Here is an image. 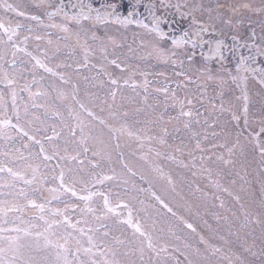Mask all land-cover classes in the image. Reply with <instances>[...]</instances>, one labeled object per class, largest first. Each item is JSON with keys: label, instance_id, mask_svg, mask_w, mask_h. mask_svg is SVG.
I'll return each mask as SVG.
<instances>
[{"label": "rangeland", "instance_id": "rangeland-1", "mask_svg": "<svg viewBox=\"0 0 264 264\" xmlns=\"http://www.w3.org/2000/svg\"><path fill=\"white\" fill-rule=\"evenodd\" d=\"M49 2L50 0H4L5 4L18 6L19 10L25 13L24 16H17L0 6V20L5 26L16 28L19 25L17 35L13 36L15 47L11 43H0V93L3 94L0 120L10 119L11 124L16 125L5 127L3 134H0V168L4 169L0 172V208L5 210L0 213V228L5 230L2 235L5 237L19 235L25 244L31 245L25 249V256H31L37 264H64L65 256L72 264H79L80 260L88 259L82 251L76 253L75 241L80 240L83 248L89 247L87 242L89 236L100 240L97 229H100V232H109L107 240L118 250L116 259L120 264H189V261H193V264H229L228 260L222 259L223 254L212 255L213 246L223 248L224 254L228 256L235 253L247 257L251 264H261L259 256H250L244 253L241 247L245 239L249 244L254 240L256 245L254 250L257 251L261 244V226L256 224L255 220L260 215V185L264 171L261 168L258 150H255L253 144L246 139L251 129L244 125L243 120L239 123L233 121L227 112L220 114L219 100H209L213 95L211 87L199 100L195 99L201 95L197 91V85L175 75L174 73L181 71L179 67L155 58L140 60L133 56L129 52V46L137 49L139 55L142 51L141 40L147 43L152 39L145 30L139 29L135 24L127 28L109 26L107 34L122 45L116 51L123 53L120 60H126V64H121L120 68L114 65L107 66V72L118 81L117 85H112L105 75L103 53L99 47L94 45L93 52L85 60L84 50L76 44L75 36L66 39V33L52 26L62 24L63 20L59 16L49 18L48 13L52 10L48 6ZM197 2H202L205 7H215L216 0ZM227 2L231 3L233 0ZM238 2L259 6V0ZM177 3L183 4L184 0H166V5L160 7L157 14L174 12L172 6ZM201 19L203 22H210L207 13H204ZM262 21L264 16L246 12L238 34L242 39H247L252 28H255L259 35ZM221 27L224 29L223 38L230 43L231 36L237 33L232 28L222 25ZM98 34L104 35V29L100 28ZM0 36L7 41V35L3 34L2 30ZM89 43H92L90 39ZM108 51L112 52L111 47ZM113 58L109 55V59ZM197 59L202 63L199 55ZM37 60L51 68L53 72L45 71L36 64ZM60 76H64L67 83L61 80ZM145 76L150 82L147 85V92L144 88ZM165 87L169 90L167 100L163 91H156ZM248 88L250 113L258 117L264 106V88L254 80L249 81ZM113 91L116 93L115 102L112 97ZM173 91L181 100L185 95L193 100V112L195 115L198 111L199 123L193 121L191 129L184 127L187 118L179 116V106H172L170 95ZM236 95H239L238 90ZM73 96L85 104L95 116L107 121H110L109 111L113 105L122 112H128L126 123L135 132V136L121 137L120 147L116 148L115 136L108 139V129L100 124L99 120H94L80 109ZM229 98L230 95L226 93V99ZM232 102L237 103L234 98ZM213 104L217 106L215 109L212 107ZM57 107L63 115V120L52 116L53 110ZM71 109H75V112L70 116ZM185 111H188V107H185ZM17 113L19 121L16 118ZM76 114H79L85 124L92 125L91 135L104 140V159L101 161L99 157H93L89 152L78 157V160L83 161L82 164L58 161L56 157L46 161L44 156L51 154V142L47 137H53L54 131L57 136L53 137V141L61 146L64 139L69 136L66 125H70L76 131V140L80 139L79 129L76 128ZM175 117L179 119H172ZM162 128H167L168 135L165 139L167 145L171 147L161 145L155 139H149L162 135ZM225 132L230 145L235 142L237 133H242L240 144L244 149L243 153L237 149L236 155L232 157L235 161L234 166L220 165L221 175L216 174L218 166L214 164L206 165L213 169L211 174L202 171L201 162L198 159L193 161V157L210 156L213 151H223L213 149L212 145L224 143ZM196 133L199 135H194ZM213 133L217 135L213 136ZM85 135H89L87 129ZM136 136L140 138L136 139ZM197 139L200 140L201 147L208 150L207 152L202 153L196 148ZM88 142L97 149L101 147L99 141ZM41 145L45 152L40 151ZM177 148L182 151H177ZM158 151L166 155L157 156ZM189 153H192V156ZM76 154L72 151V146H69L67 154L61 152V155ZM167 156H174L175 160L168 159ZM90 160L93 164L99 162L101 167L93 169L92 164H89ZM180 161H183V164ZM184 164L189 167H184ZM68 167L82 169L80 175L86 181H91L90 174L93 172L114 176L115 179L104 181L103 184H96L93 187L92 183H89L88 186L93 191L107 195L113 207L117 202L121 207L110 217L101 220H97L92 213L69 209L68 216L76 225L75 229L53 224L52 228L45 232L47 225L39 219L41 213L31 207L29 200L45 203L41 198V192L50 198L46 189L58 187V181H53L52 177H58L61 168L67 173ZM9 168L12 169V173L18 175L8 173ZM236 173H240L244 180ZM28 180H32L33 183H26ZM233 180L236 181L235 184L232 183ZM213 181H218L220 187ZM37 188L40 189L39 192L35 191ZM80 188L81 185L77 184V192L85 195V192H80ZM237 196L240 197L239 200L236 199ZM64 200L73 205L80 203L83 207V203L75 197L61 196L60 201ZM94 200L97 204L102 203L96 197ZM60 201L52 200L50 204H46V208L63 209L65 204ZM13 205L21 211L9 210ZM123 205H128L131 209V224L125 222L128 220V208H124ZM245 212L251 214L250 219L253 223L246 229H240ZM44 217L45 220L53 219L48 212L44 213ZM102 224L108 227L101 228ZM188 224H191L192 228H188ZM134 225H138L144 235L136 232ZM17 228L23 231L17 233L15 231ZM80 229H83V233L79 231ZM230 229L232 233L239 230L240 237L230 235ZM25 231L31 235L26 236ZM68 233H71L74 239L65 245L71 252L65 253L63 249H57L53 245L57 241L64 244L61 237ZM45 236L52 241L51 244H46ZM113 237L123 241V244H116ZM220 237H225L231 243L226 245ZM4 246L7 247V244ZM196 249L200 250V256L196 255ZM205 257L208 259L205 260ZM106 258L112 257L109 254Z\"/></svg>", "mask_w": 264, "mask_h": 264}, {"label": "snow or ice", "instance_id": "snow-or-ice-1", "mask_svg": "<svg viewBox=\"0 0 264 264\" xmlns=\"http://www.w3.org/2000/svg\"><path fill=\"white\" fill-rule=\"evenodd\" d=\"M166 5V0H50L49 7L52 9L48 16L49 18L61 17L63 20L62 24H53V27L60 28L64 33L67 34L66 39L71 36H75L76 44L83 48L85 54V60H87L90 53L93 52V46L99 47L100 51L103 53V60L105 64V75L108 77L109 82L112 85H117V79H114L110 73L107 72L108 65H114L116 68H120L121 64H126V60H120V56L123 53H117L116 49L122 47V45L112 36L108 35L109 26H122L127 28L129 25H137L149 34L152 39L145 43L141 40V54L137 55V49L131 48L129 46V52L133 54L137 59L147 60L150 58H155L158 61H162L166 64H172L181 69L180 72L174 73L177 76L183 77L184 81L188 83H195L197 85V91L200 92V96L195 97L199 100L204 94L207 93L209 87L213 89V95L209 100H219V112L223 114L227 112L233 121L239 123L243 120L244 125L251 129L249 131L248 137L249 143L253 144L255 150H258L261 168L264 171V106H262L258 117L255 114L250 113V96L248 84L250 80L257 81L262 88H264V21L260 23V34L257 35L255 28H252L247 39H242L238 34L241 25L244 23V14L250 12L253 14H260L264 16V0H259V6H254L252 3L238 2V0H233L229 3L227 0L221 2V0H216L215 7H205L202 2H197V0H184L183 4L177 3L173 5L175 11L172 13L165 12L164 15H158L160 7ZM0 6L6 8L8 12H13L17 16H24L25 13L19 10L18 6H13L12 4H5L4 0H0ZM207 13L208 21L203 22L201 17ZM36 19V17H32ZM222 26L232 28L237 34L231 36V42L228 43L223 38L224 29ZM165 26L167 31H165ZM100 28L104 29V35H99L98 31ZM19 25L16 28L6 27L5 24L0 20V30L3 34L7 35V41L3 40V36H0V43L6 44L11 43L15 47V42L13 41V36L17 35ZM179 33V34H177ZM89 39L92 43H89ZM251 41V43H249ZM111 47L112 52L109 53L108 49ZM30 55V54H29ZM109 55L113 56V59H109ZM199 55L200 61L198 62L197 56ZM15 56V52H13ZM119 61V63H118ZM185 61H187V69L185 70ZM234 62V66H233ZM36 64L41 68H44L47 72H53L51 68H47L46 65L42 64L39 60ZM35 67V66H34ZM134 75V73H132ZM56 75V73H53ZM142 75H144L142 73ZM195 77V79H193ZM61 80H65L64 76H60ZM11 83V81H9ZM127 83V81H125ZM150 82L147 80L146 76L144 79V88L147 92V85ZM186 86V85H185ZM180 87V85H177ZM238 90L239 95H236ZM156 91H163L166 100L169 98V90L167 87L164 89H157ZM226 93L230 95L229 99H226ZM61 95H63L61 93ZM115 91L112 92L113 102H115ZM2 97L3 94L0 93V107H2ZM147 97H145L146 99ZM232 98L237 103L232 102ZM15 99V93H13V100ZM76 104H79L80 109H83L90 117L94 120H99L100 124L104 125L108 129V139L115 136L117 143L116 148L120 147L119 140L123 136L134 137L135 132L127 126V118L129 116L128 112H122L118 107L113 105L109 111L110 121L101 119L95 116L94 113L90 112L85 104L81 103L79 100L73 96ZM172 101V106H179V116L186 117L184 121V127L186 129H191L193 121L199 123L197 119L199 113L198 111L194 115L193 112V100L189 99L185 95L184 99L181 100L177 97L176 92L173 91L170 95ZM185 107H188V111H185ZM215 109L217 106L212 105ZM103 110V109H102ZM75 112V109H71L69 115ZM52 116L56 119L63 120V115L60 109L57 107L53 110ZM16 118L19 121V114H16ZM161 119H163L161 117ZM172 119H179L175 117ZM76 128L79 129L80 139L76 140V131L70 126L68 127L69 136L64 139L63 146L59 143L53 141V137L57 136L55 131L53 132V137H47L51 142V154L45 155L44 159L51 160L54 157L59 160L83 163L82 160H78L80 155H86L91 152L93 157H99L102 161L104 159L105 149L103 147L104 140L98 138L97 136L91 135L92 125L85 124L76 114ZM119 125L118 127L115 125ZM16 127V125L11 124L10 119L0 120V134H3V129L5 127ZM54 127V126H53ZM86 129L89 135H85ZM141 131H144L141 129ZM162 135L157 137H149V139L157 140L161 145L166 147H171L167 145L165 137L168 135L167 128L161 129ZM27 135V133H24ZM242 133H237L236 140L231 145L227 140V133L225 132V142L222 144H213V149H223V151H213L212 155L205 156L201 155L199 157H193V161L199 160L201 162V170L206 171L209 174L213 172L211 167H206L208 164H214L218 166L216 172L217 175H221L220 165L234 166L235 161L232 159L236 155L237 149L243 153L244 149L240 144V135ZM198 136L199 134H194ZM213 133V136H216ZM140 137L136 136V139ZM207 139V136L204 137ZM89 140L94 143L99 141L101 147L99 149L94 146L89 145ZM39 143V141H37ZM69 146H72V151H75L76 155H61V152L67 154L69 152ZM196 148L202 153L208 150L201 147V142L199 139L196 141ZM177 151H182V149L177 148ZM41 152H45L43 145H41ZM157 156L166 155L165 153L157 152ZM192 156V153H189ZM168 159L175 160L174 156H167ZM183 164V161H180ZM92 164L93 169H98L101 167L99 162ZM184 167H189V165L184 164ZM193 166L194 163H193ZM126 167V165H125ZM4 169L0 168V172ZM8 173L13 175H18L12 173V169H7ZM83 170L80 168L73 169L72 167L67 168V173L64 168H61L58 177H52L53 181H58V187L47 188L46 191L49 193L48 196H44L41 192V198L45 203H37L36 200H29V204L32 208L39 210L41 215L40 220H43L47 227L45 232H48L52 228L53 224L65 225L72 229L76 228V225L71 222L68 216L69 209L76 211L79 210L81 213H92L97 220L106 219L110 217L113 213H116L117 208L121 205L117 202L116 206L113 207L109 201V197L100 191H93L92 188L88 186L92 183L93 187L96 184H103L104 181L115 179L114 176H106L100 173H91V181H86L85 178L80 175ZM114 172L115 170L112 169ZM240 176L241 180L244 177L240 173H236ZM36 179L35 170L33 175V180ZM28 184H32V180L25 181ZM217 187H220L218 181H213ZM233 184L236 183L235 180L232 181ZM245 183L247 181L245 180ZM80 184V192H85V195H80L76 190V185ZM261 195L259 200L260 215L259 218L255 220L256 224L261 226L260 228V240L261 244L257 250L255 241L251 244L248 243L247 239L244 240L241 247L244 253L250 256H259L261 264H264V176L261 179ZM227 191V189H224ZM35 191H40L39 188ZM61 196L75 197L80 202L83 203V207L80 203L75 205L70 204L68 200L60 201ZM94 197L98 198L102 203L97 204ZM27 198V197H26ZM237 200L240 199L239 196L236 197ZM52 200H57L65 204L63 209L57 208H46V204H50ZM96 205V206H93ZM223 206V202H221ZM26 207V206H25ZM124 208H128V205H123ZM165 207H167L165 205ZM243 207V205H241ZM11 211H21L20 208L15 205L12 206ZM5 210L0 208V213ZM171 211V209H169ZM48 212L53 219L45 220L44 213ZM99 213V215H97ZM250 213H244V221L240 224V229H246L253 223L250 219ZM119 218V213H117V219ZM226 219V218H225ZM126 223H132V212L128 208V220ZM107 225L102 224L101 228H107ZM136 232H140L138 225H134ZM188 228H192L191 224L187 225ZM194 230V229H193ZM5 230L0 228V264H37V262L31 256H25V249L30 248L31 245H27L21 239L19 235L17 236H7L5 237L2 233ZM17 233L23 231L22 229H15ZM83 233V229L79 230ZM90 231H92L90 229ZM100 233V240H95L92 236L87 238L89 247L83 248L80 240H76V253L79 254L81 251L86 255L88 259L80 260L79 264H120V261L116 259L118 255V250L112 246V244L107 240L109 236L108 231L100 232V229L96 230ZM24 234L31 235V233L25 231ZM144 235L143 232H140ZM229 234L236 235L240 237V231L237 230L235 233L229 231ZM38 235H42L38 233ZM55 235V233H53ZM246 235H248L246 233ZM64 240V244H60L58 241L53 245L57 249H63L65 253H70L71 249L65 247L71 239V233L61 237ZM116 244H123L118 238L113 237ZM226 245L231 242L225 237H220ZM46 244H51L52 241L45 236ZM7 244V247L4 245ZM149 247L151 248V242H149ZM93 249L97 251L94 252ZM231 250V249H229ZM195 253L200 256V250L196 249ZM211 253L213 256L217 254H223L222 259L228 260L229 264H251L247 257L243 255H237L233 253L232 256L224 254V249L220 247L213 246L211 248ZM111 255V259H107L108 255ZM208 258L205 257V260ZM64 264H72L71 261L64 258ZM189 264H193V261H189Z\"/></svg>", "mask_w": 264, "mask_h": 264}, {"label": "flooded vegetation", "instance_id": "flooded-vegetation-1", "mask_svg": "<svg viewBox=\"0 0 264 264\" xmlns=\"http://www.w3.org/2000/svg\"><path fill=\"white\" fill-rule=\"evenodd\" d=\"M65 2H67V0H65ZM139 29H142V28L139 27Z\"/></svg>", "mask_w": 264, "mask_h": 264}]
</instances>
